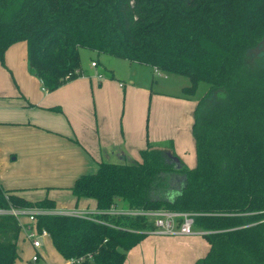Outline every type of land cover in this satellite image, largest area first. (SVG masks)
I'll use <instances>...</instances> for the list:
<instances>
[{
  "label": "trees",
  "instance_id": "trees-1",
  "mask_svg": "<svg viewBox=\"0 0 264 264\" xmlns=\"http://www.w3.org/2000/svg\"><path fill=\"white\" fill-rule=\"evenodd\" d=\"M263 38L264 0H0V61L25 41L29 70L47 91L81 74L79 48L184 75V96L206 85L193 109L192 166L146 141L138 160L100 161L75 178L71 193L96 212L34 214L64 260L91 253L80 264H123L154 225L108 212L120 203L197 213L193 228L208 231L209 246L194 264H264V63H248ZM54 207L0 184V264L18 258L11 209Z\"/></svg>",
  "mask_w": 264,
  "mask_h": 264
},
{
  "label": "crops",
  "instance_id": "crops-1",
  "mask_svg": "<svg viewBox=\"0 0 264 264\" xmlns=\"http://www.w3.org/2000/svg\"><path fill=\"white\" fill-rule=\"evenodd\" d=\"M152 68L157 74L162 72ZM90 71L80 68L79 76L47 91L29 70L25 41L11 44L0 61V184L28 200L52 198V212H96L92 199H76L71 193L69 187L77 176L95 171L100 161L138 160L145 139L159 145L157 142L164 144L169 137L176 140L180 132L184 138L185 130L180 126L186 121L191 133V119L160 124L156 113L178 105L175 103L184 97L149 88L134 89V95L145 99L146 104L147 99L151 105L154 102L155 119L167 131L158 135L157 129L148 128L150 119L145 123V102L141 101V106L126 102L135 87L127 88L119 80L116 83L112 73L113 79H103L101 72ZM150 91L153 95L147 98ZM169 144L178 155L177 145ZM19 220L26 221V217ZM46 241L51 244L48 236L43 238L41 263L65 264L52 245L60 261H49L43 252ZM16 246L18 258L13 264H33L30 257L34 249L22 231ZM208 246L202 234L149 233L126 252L123 264H194Z\"/></svg>",
  "mask_w": 264,
  "mask_h": 264
},
{
  "label": "rangeland",
  "instance_id": "rangeland-1",
  "mask_svg": "<svg viewBox=\"0 0 264 264\" xmlns=\"http://www.w3.org/2000/svg\"><path fill=\"white\" fill-rule=\"evenodd\" d=\"M79 60H80V68L82 70H86L89 72L93 70L95 71V74L98 72H101L104 75L103 79H113L115 82L119 80L121 83H125V87L133 86V93L131 97H129L126 102L130 105L133 103L140 104L141 106V101L142 104H144L145 99L143 100L139 98L138 94H135L137 90H134L139 88L140 90H145V88H149L152 91L156 92H169L170 94H174V96L179 95V97H184V100H179V102H176L175 104L178 105H173L170 107H165L163 113H158L156 110L157 116H158V121L160 124H163L162 122L166 121H174L178 120H184L185 117L188 119L192 120L193 117V108L196 104L197 98L202 94L205 88L204 83H200L193 95L190 96H184L182 94V87L189 85L190 81L188 77L184 75H177V74H169V73H156L153 71L154 69L150 67L149 65H144L137 63L136 61H129L127 59L115 57L113 55L104 53V52H97L95 50H90L88 48H79ZM94 60L97 62L96 66H91L90 61ZM248 63L249 64H262L264 63V38L263 40L253 49L248 51ZM111 73L113 74V78L110 76ZM113 80V81H114ZM117 83V82H116ZM135 91V92H134ZM153 95V92L150 91L147 94V98L149 95ZM183 95V96H182ZM146 98V99H147ZM145 123H149L150 119V124L148 125L149 129H152L153 131H156V133L159 134H165L167 131L159 127L158 122L155 119V112H154V102L151 105L150 99H147V104L145 102ZM135 107H133L134 109ZM162 115V117H161ZM172 116V117H171ZM187 120V119H186ZM192 123V122H191ZM176 126H178V123H176ZM184 127V138H182V133L180 132L176 136V140L170 138L171 141H168V139L165 141L166 143L162 142H157L159 145L162 146H169L170 142L173 143L175 146L177 145V150H178V155L186 161V163L194 164L195 162V153H194V139L192 136V133H190L189 130V123L183 124L181 123L180 128L183 129ZM147 131V128L145 132ZM175 132V131H174ZM168 136V135H167ZM175 136V133H173V137ZM145 141H149V138ZM163 141V140H162ZM150 143H156L153 141H149ZM158 145V144H157ZM170 147V146H169ZM182 151V152H181ZM182 154V155H181ZM179 157V158H180ZM180 158V159H181ZM183 160V161H184ZM126 161V160H125ZM131 160L127 161L130 162ZM184 163L186 166L190 167ZM94 172V171H93ZM121 204L118 203V207ZM152 233V232H148ZM147 234V235H148ZM155 234V233H152ZM159 235V234H157ZM200 235V234H199ZM43 252L45 256L49 259V261L54 262V261H60L58 258L57 253L54 251L52 248L51 244H49L47 241L44 244L43 247ZM31 261V260H30ZM38 263H41V259L37 261Z\"/></svg>",
  "mask_w": 264,
  "mask_h": 264
},
{
  "label": "built area",
  "instance_id": "built-area-1",
  "mask_svg": "<svg viewBox=\"0 0 264 264\" xmlns=\"http://www.w3.org/2000/svg\"><path fill=\"white\" fill-rule=\"evenodd\" d=\"M91 66H96L97 63L92 60L90 62ZM156 69V68H155ZM158 70V69H156ZM100 76V75H99ZM3 212L0 210V213ZM11 212L15 214L18 219L21 217H26V221L19 220L20 231H22L26 239L32 245L34 251L30 257L31 262H36L41 259L40 247L43 245V238L48 236L47 231L42 228L40 231L34 227V214L52 212L43 208H28V209H11ZM109 213L113 214H129V215H140L146 216L150 220L154 229L150 232L160 235H190V234H203L208 231L195 230L193 228L194 216L197 213L194 212H183V211H173L165 208L160 209H122L119 207L112 206ZM58 213L72 214L79 216H87L90 213L87 210L71 209L69 211H62ZM92 254L87 253L82 256L72 257L65 260V264H80L85 258H91Z\"/></svg>",
  "mask_w": 264,
  "mask_h": 264
}]
</instances>
